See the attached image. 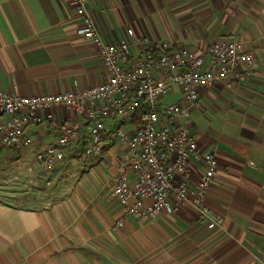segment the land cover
Instances as JSON below:
<instances>
[{
    "label": "crops",
    "instance_id": "1",
    "mask_svg": "<svg viewBox=\"0 0 264 264\" xmlns=\"http://www.w3.org/2000/svg\"><path fill=\"white\" fill-rule=\"evenodd\" d=\"M87 4L112 42L133 28L137 37L175 40L198 51L214 40L234 38L252 53V64H240L244 79L233 88L202 86L204 107L191 113L190 129L200 147L218 158L205 205L222 222L209 228L194 202L204 168L197 162L188 176L193 195L187 203L153 219L129 216L119 229L112 178L123 145L106 139L102 154L79 163L81 175L71 174L75 160L56 168L64 187L57 201L23 198L3 188L5 183L0 186V264H264V0ZM83 26L67 0H0V88L38 95L101 83L106 74L99 49L81 32ZM133 52L137 58L142 46ZM169 95L177 101L181 91ZM41 116L30 126L31 146L0 154V163H20V175L34 173L31 181L37 184L40 178L29 166L42 167L35 158L38 148L75 118L63 108L43 110ZM113 123L130 130L137 125L124 117ZM89 125L83 124L82 140Z\"/></svg>",
    "mask_w": 264,
    "mask_h": 264
},
{
    "label": "built area",
    "instance_id": "2",
    "mask_svg": "<svg viewBox=\"0 0 264 264\" xmlns=\"http://www.w3.org/2000/svg\"><path fill=\"white\" fill-rule=\"evenodd\" d=\"M87 2L67 0L68 7L84 24L81 32L98 46L104 80L94 86H74L64 92L38 95L0 88V149L31 146L30 126L41 121L43 110H72L75 118L57 138L39 147L35 158L51 169L68 157L82 163L102 154L106 138L123 145L118 172L112 178V194L121 208L116 222L119 229L124 230V219L129 216L153 219L164 210L174 213L187 203L193 195L188 176L197 162L204 168L194 202L201 206V218L209 221V228L219 226L222 219L211 215L205 205L218 158L213 150L200 147L190 129L191 113L204 107L202 86L221 84L233 88L236 80L244 79L240 64H252V53L234 38L214 40L198 51L177 46L175 40L137 37L133 28L112 42L106 39ZM136 45L142 46L137 58L133 52ZM176 88L181 91L180 99L164 101ZM140 100L145 109L135 129L110 124L119 117L132 119ZM85 122L90 125L82 140Z\"/></svg>",
    "mask_w": 264,
    "mask_h": 264
},
{
    "label": "rangeland",
    "instance_id": "3",
    "mask_svg": "<svg viewBox=\"0 0 264 264\" xmlns=\"http://www.w3.org/2000/svg\"><path fill=\"white\" fill-rule=\"evenodd\" d=\"M164 100L170 102V101H174L175 99L173 96L169 95L166 96ZM38 165L41 164L38 163ZM80 165L81 164L79 163L71 165L72 175L75 174V172L81 175L80 172L83 170V167L81 169ZM0 167H3V169H1L3 173H0V186H4L5 183L6 186L3 188H7L8 190L11 189L12 191L9 192L12 194L16 193L23 198H29V196H33V195L41 196L44 197L46 200L50 198L52 201L54 200L57 201V199H60L62 194H64L63 182L61 181L62 178L58 174L59 173L58 169H56L58 166H54L51 169H47L43 166L42 167L39 166L38 168L30 165L29 168H31L33 172L35 171V173L40 178L38 184L36 183L35 179L33 182L31 181V178L34 176V173L30 175L27 174L20 175V170L22 168L20 167V163L18 162L13 161V162L0 163ZM72 175L71 178H73ZM76 177H78V175Z\"/></svg>",
    "mask_w": 264,
    "mask_h": 264
},
{
    "label": "trees",
    "instance_id": "4",
    "mask_svg": "<svg viewBox=\"0 0 264 264\" xmlns=\"http://www.w3.org/2000/svg\"><path fill=\"white\" fill-rule=\"evenodd\" d=\"M145 109V105H144V102L142 101V100H140V106H139V109L136 111V113L133 115V120L135 121V122H138L139 121V114L143 111ZM106 139H109V138H106ZM82 145L84 144V141H82V142H80ZM9 149V148H11V147H3V148H1L0 149V154L3 152V150L4 149ZM21 147H13L12 149H20ZM79 148L80 147H78V148H76L75 149V151H74V153L76 154V153H78L79 152ZM87 159H89V158H87ZM87 159H85L83 162H82V165H84L85 164V162H86V160ZM38 162V161H37ZM70 163L71 162V160H70V157H68L63 163H60V164H65V163ZM39 163V162H38ZM60 164H58V165H56V166H59Z\"/></svg>",
    "mask_w": 264,
    "mask_h": 264
}]
</instances>
